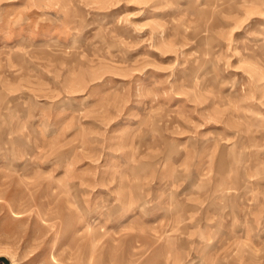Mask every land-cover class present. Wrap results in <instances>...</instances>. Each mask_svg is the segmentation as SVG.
<instances>
[{"label":"rangeland","instance_id":"rangeland-1","mask_svg":"<svg viewBox=\"0 0 264 264\" xmlns=\"http://www.w3.org/2000/svg\"><path fill=\"white\" fill-rule=\"evenodd\" d=\"M0 264H264V0H0Z\"/></svg>","mask_w":264,"mask_h":264}]
</instances>
